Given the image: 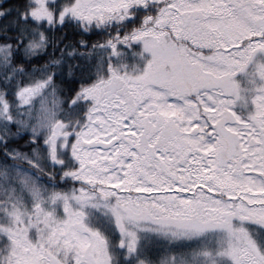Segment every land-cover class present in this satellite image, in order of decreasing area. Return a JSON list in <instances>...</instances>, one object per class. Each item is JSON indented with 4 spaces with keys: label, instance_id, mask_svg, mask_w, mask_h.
I'll return each mask as SVG.
<instances>
[{
    "label": "snow or ice",
    "instance_id": "1",
    "mask_svg": "<svg viewBox=\"0 0 264 264\" xmlns=\"http://www.w3.org/2000/svg\"><path fill=\"white\" fill-rule=\"evenodd\" d=\"M0 264H264V0H0Z\"/></svg>",
    "mask_w": 264,
    "mask_h": 264
}]
</instances>
